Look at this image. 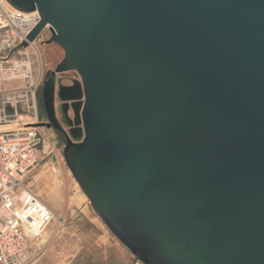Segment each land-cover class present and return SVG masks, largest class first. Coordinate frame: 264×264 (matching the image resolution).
I'll use <instances>...</instances> for the list:
<instances>
[{"label": "water", "instance_id": "water-1", "mask_svg": "<svg viewBox=\"0 0 264 264\" xmlns=\"http://www.w3.org/2000/svg\"><path fill=\"white\" fill-rule=\"evenodd\" d=\"M7 1L39 11L28 42L50 25L64 50L46 115L121 244L143 264H264V0Z\"/></svg>", "mask_w": 264, "mask_h": 264}, {"label": "built area", "instance_id": "built-area-1", "mask_svg": "<svg viewBox=\"0 0 264 264\" xmlns=\"http://www.w3.org/2000/svg\"><path fill=\"white\" fill-rule=\"evenodd\" d=\"M40 21L38 10L22 12L0 0V264H37L48 251L46 230L55 224L57 234L66 223L26 186L46 142L38 94L44 81L41 48L52 38L51 26L34 42L27 39ZM71 73L70 85L80 79ZM7 125L15 127L1 130Z\"/></svg>", "mask_w": 264, "mask_h": 264}, {"label": "rangeland", "instance_id": "rangeland-1", "mask_svg": "<svg viewBox=\"0 0 264 264\" xmlns=\"http://www.w3.org/2000/svg\"><path fill=\"white\" fill-rule=\"evenodd\" d=\"M42 53V65L44 71L43 85L38 94V105L40 111V117L45 116L43 108V92L42 88L46 80L48 71H54L57 65L63 60L65 53L64 50L57 44H47L41 48ZM73 73H65L57 75V78H63V83H69V77ZM42 134L46 142L42 145L41 162L36 171L26 181V186L42 201H44L52 210L56 216H62L65 218V227L57 234L54 233L55 224H53L44 234V239L50 238L48 251L45 257L40 261L50 258L56 264H99L104 258L101 251H97L94 245L96 238L92 240H86L79 235L76 227H80L83 231L95 236L100 235L101 231L95 224L90 221L91 219H85L71 224L70 221L75 215H90L96 217V212L91 209L83 210L80 207L72 206V200L77 194L85 195L76 181L75 177L71 173L66 159L62 153L65 147L66 140L58 141L52 131L42 129ZM53 170L57 173L56 178L46 176ZM48 179H52L53 186L47 188ZM65 186V187H64ZM63 193V199L61 194ZM54 196L59 198V201L54 200ZM86 196V195H85ZM86 201L91 205L87 197ZM85 233V234H86ZM130 252V251H129ZM131 253V252H130ZM132 254V253H131ZM133 255V254H132ZM38 262V263H40Z\"/></svg>", "mask_w": 264, "mask_h": 264}, {"label": "crops", "instance_id": "crops-1", "mask_svg": "<svg viewBox=\"0 0 264 264\" xmlns=\"http://www.w3.org/2000/svg\"><path fill=\"white\" fill-rule=\"evenodd\" d=\"M68 85V84H67ZM72 116V113H70ZM64 129L68 131L65 127ZM47 178L52 177L56 178L57 173L53 170L49 172V174L46 176ZM52 179H48V186L47 188H51L53 186ZM62 199H63V193L61 189ZM86 196L82 194H77L72 200V206L74 207H80L83 210H89L90 206L88 202L86 201ZM57 198V200H55ZM55 201H59V198L57 196H54ZM93 209V207H91ZM93 211H95L93 209ZM97 214V213H96ZM83 218L91 219L95 226L100 229L101 233L98 236H95V234L92 236L85 231H83L80 227H76L75 230L79 232V235L82 236L86 240H92L96 238V241L93 244H90L91 247L97 248V251H101L103 254V259L101 260V263L99 264H143L140 261H138L130 252L129 250L121 244V242L111 233V231L107 228V226L103 223V221L99 218L98 215L96 217L90 216V215H75L72 217L70 223H77L78 221L83 220ZM86 233V234H85ZM37 264H56L50 258L44 260L43 262L37 263ZM74 264V263H70Z\"/></svg>", "mask_w": 264, "mask_h": 264}, {"label": "flooded vegetation", "instance_id": "flooded-vegetation-1", "mask_svg": "<svg viewBox=\"0 0 264 264\" xmlns=\"http://www.w3.org/2000/svg\"><path fill=\"white\" fill-rule=\"evenodd\" d=\"M42 92H43V88H42ZM59 105V102L56 101V109ZM43 108H44V102H43ZM40 110V109H39ZM44 113H45V116L43 118H41L42 120V124H50V127H47V126H42L43 129H46L47 131H52L53 134L56 136V139L58 141H62V140H66V135L65 133L62 131V129H64V126L61 124L60 122V117L58 116V114H56V118L58 120V125L61 127V130L57 129L52 123H50L47 115H46V111H45V108H44ZM65 130V129H64Z\"/></svg>", "mask_w": 264, "mask_h": 264}, {"label": "bare ground", "instance_id": "bare-ground-1", "mask_svg": "<svg viewBox=\"0 0 264 264\" xmlns=\"http://www.w3.org/2000/svg\"><path fill=\"white\" fill-rule=\"evenodd\" d=\"M14 127H15V125L14 126L13 125H7V126L2 127L1 130H10V129L14 128ZM55 200H57V198Z\"/></svg>", "mask_w": 264, "mask_h": 264}]
</instances>
